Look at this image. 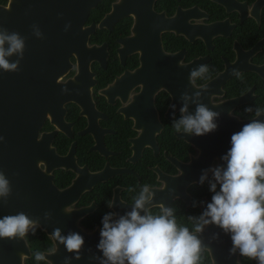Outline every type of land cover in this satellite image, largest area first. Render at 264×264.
<instances>
[{
	"label": "flooded vegetation",
	"instance_id": "obj_1",
	"mask_svg": "<svg viewBox=\"0 0 264 264\" xmlns=\"http://www.w3.org/2000/svg\"><path fill=\"white\" fill-rule=\"evenodd\" d=\"M120 3L125 16L100 28ZM75 5L0 0V140L13 146L16 124L38 130L32 145L38 183L26 177L25 193L39 189L41 200H25L24 212L66 230L67 239L76 228L95 235L103 263L162 264L173 244L186 241L187 256L174 264H206V257L214 264L210 250L192 252L193 236L207 229L208 208L220 204L236 174L235 196L247 202L255 160L252 182L264 185L258 181L264 152L255 147L264 141V0H101L84 26L96 25L88 44L105 45L107 55L104 64L91 63L82 82L78 26L63 13ZM223 75L221 87L192 94ZM16 100H24V121L15 119ZM202 132L199 146L189 141ZM211 159L212 168L223 165L216 175L206 173ZM191 164L199 167L187 170L192 182L184 168ZM7 171L14 186L13 168ZM8 199L16 211L14 197ZM257 201L264 211V198ZM41 225H30L24 237L29 247L34 230L49 240L42 257L50 264L45 255L56 243ZM246 238L242 232L238 239L239 264H262Z\"/></svg>",
	"mask_w": 264,
	"mask_h": 264
},
{
	"label": "water",
	"instance_id": "obj_2",
	"mask_svg": "<svg viewBox=\"0 0 264 264\" xmlns=\"http://www.w3.org/2000/svg\"><path fill=\"white\" fill-rule=\"evenodd\" d=\"M100 1L101 0H78V5L74 6L73 13L69 7L68 12L63 11L65 15H68L69 21H71L72 17L73 21L78 26V49L76 56L79 66V76L77 78L79 82L87 80L88 74L90 73V66L93 61L104 64L107 55L105 45L89 46L88 44L90 36L96 30V25L93 24L87 28L84 26L91 10L95 8ZM123 9L124 6L122 3L114 5L113 11L101 22L100 28L107 27L108 21H113L115 23L123 18L125 16ZM68 36H71V34H68ZM132 39L133 38H131V40ZM224 82L225 79L223 75V77H218L210 85L208 84L203 88L193 87L192 94L195 93V95L198 96H202V94L205 95L206 91L211 86L219 88ZM206 104L208 108L216 107L210 104V101L206 102ZM226 105L227 104H223V106ZM24 118V100H16L15 119L16 121H24ZM37 131V129H34L33 132H26L22 130L19 124H16V130L14 134L10 136L11 141L13 140V146L10 145L8 140H0V158L10 162V164H0V169L3 170L0 171V173L6 172L7 168L11 166L13 168L14 177V186L10 184L7 178L8 176L10 178L11 171H7L8 176L5 173L3 174V179L0 183V264H25V260L31 257V251L24 235L29 231L30 225L33 223L41 225L38 213L32 216L33 213L27 214L24 212L25 200L31 204H34L37 200H41V191L39 189H35L29 197L25 193V187L27 185L25 181L26 177H29V181L38 183L37 179H33L35 166L37 167V160H35L37 154H35L36 149L32 146L36 142L38 136ZM201 136H203V132L199 133L196 137L194 136V138L192 137L189 141L193 143L197 142L196 145L199 146ZM231 141L238 145L241 143L236 134L232 136ZM219 143H226V140L222 138ZM245 147L246 146H244V149ZM255 147H258V149L264 152V141H260V144ZM201 160L203 159L199 157L193 160V162L196 163ZM212 161L213 159L206 162L208 167L206 173L212 171V173L216 175L223 169V165L212 168ZM220 164L224 163L222 162ZM238 164H240V162ZM254 164V169L249 172L248 176V185L251 188V192L246 199L248 203H244L240 196H235V194L241 190L237 185L239 176L237 174L232 177L230 176V182L223 188L224 193L219 195L220 204L212 206L207 210V229L193 236L196 240V245L193 247L192 252L201 249L210 250L214 259V264H239L238 239L242 232L246 234V244L249 252L253 253L255 251L258 253L262 264H264V237L262 236V238H259L258 234V231L264 234V222L262 219L261 221L259 220L260 216L258 215L259 213L264 214V211L257 201L259 197L264 198V185L254 184L252 182L258 161L255 160ZM185 167V177L191 175L190 178L192 182V173L190 172L191 174L189 175L187 170L190 168L193 172L194 169H199L198 164H191L188 167L184 166V168ZM11 192H15V194L12 195ZM8 197H14L16 201L14 210L16 211H11L7 208L9 201ZM244 207L250 208L248 211H242ZM83 214L84 212H80L79 216ZM41 226L46 229L47 233L53 237L56 243V249L52 253L45 255V260L48 263L109 264L103 263L100 259L99 252H96V248L100 246V240L96 238L95 235L86 234L82 230L76 228L71 232L72 235H74L72 236L73 239H67L65 234L68 232L66 230ZM134 237L135 235H132L129 238ZM96 256L102 263H99Z\"/></svg>",
	"mask_w": 264,
	"mask_h": 264
},
{
	"label": "trees",
	"instance_id": "obj_3",
	"mask_svg": "<svg viewBox=\"0 0 264 264\" xmlns=\"http://www.w3.org/2000/svg\"><path fill=\"white\" fill-rule=\"evenodd\" d=\"M103 7L99 10H95L92 12L93 17H98L99 11H101ZM97 11V12H96ZM102 16V15H101ZM259 175H258V181L261 183H264V163L259 167ZM30 242L32 246V253L33 256L31 259L27 261V264H46V262L43 260L42 253L44 251H48L52 248V244H50L49 240H46L45 243L39 239V231L34 230L33 232L29 233ZM187 242L183 243V241L179 244H173L172 251L170 254L166 252L165 259L162 261V264H174L175 260H180L183 257L187 256ZM166 249V251H169L170 247L163 246V249ZM206 264H209V258L206 257ZM246 264H250V262H245ZM255 264H260L259 261H256Z\"/></svg>",
	"mask_w": 264,
	"mask_h": 264
}]
</instances>
